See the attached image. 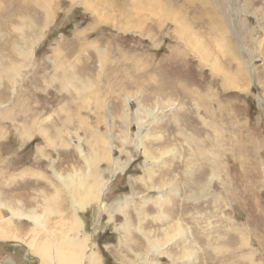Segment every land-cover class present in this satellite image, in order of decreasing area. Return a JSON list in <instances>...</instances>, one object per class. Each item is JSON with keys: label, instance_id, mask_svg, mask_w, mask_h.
<instances>
[{"label": "rangeland", "instance_id": "obj_1", "mask_svg": "<svg viewBox=\"0 0 264 264\" xmlns=\"http://www.w3.org/2000/svg\"><path fill=\"white\" fill-rule=\"evenodd\" d=\"M23 1L0 0V230L29 238L5 207L42 214L81 144L98 198L59 209L97 264H264V0ZM20 239L0 264H39Z\"/></svg>", "mask_w": 264, "mask_h": 264}, {"label": "bare ground", "instance_id": "obj_2", "mask_svg": "<svg viewBox=\"0 0 264 264\" xmlns=\"http://www.w3.org/2000/svg\"><path fill=\"white\" fill-rule=\"evenodd\" d=\"M30 28H32V27H30ZM16 47H14V48H16ZM18 49H21V48H18ZM127 116H128L127 114H124L125 118H127ZM125 120H127V119H125ZM75 148H76V153L78 154V157L80 159H82V163L83 162L86 163V170L83 172L82 171L78 172V173L73 174V175L64 176L61 173H58L59 171H56V169L52 168V170H53L52 172L56 176L59 183H61L63 188H60L59 186H56V185L54 186L51 182L48 183V185L53 187V191L55 192V194L52 195L51 197H46L45 193L42 194L43 199H39V201L41 202V206H42V204H44V206H43L44 210H43L42 214H35L33 210H31L28 214L21 213L18 211L16 212L14 210L15 207L13 208V205H10V204H8V207L7 206L5 207V209H7V211L11 214V216L18 217V218L25 217L26 219L30 220L33 223V226H32V231L29 233V238H27V239H20L16 235H13L11 237V235H9L5 230H0V241L6 240V239H20V240H22L23 244L18 242V241H14V243H16L18 245L19 244L22 245L24 248H26L27 253H32L33 255H35L36 259L39 261V264H84L85 262H86V264H97L99 261L96 251H94L93 248L88 247V238L86 236H83V234H82L84 227H83V221L80 220L81 217L79 218L76 213H75L76 215L73 213L66 214V211H60L61 208L59 209V203L61 202V196H62L61 195V189H65L63 192L64 193L63 196H65V198L67 196L72 210L75 211V210H83V208H85L84 207L85 205H88L90 202H92L95 199L97 200L98 194L96 192L101 188V184H102L101 177L99 174L94 173L97 170V165L95 164V167L91 166L90 161L87 158H85V156H84V151H83L81 144H77ZM145 154H146V151H145ZM95 155L97 156V154H95ZM96 156L94 157L95 162L98 159V158L96 159ZM180 162H182V161L180 160ZM36 175L38 176V173ZM21 176L23 177L24 175H22V173H21ZM90 176L92 177L93 180L90 182H87L88 181L87 178H89ZM148 176H149V174H148ZM177 177H179V176H177ZM214 177H215L214 175L209 176L207 183H204V184H200L198 180H194L192 183L196 185V188L194 187L195 191H197L199 189H202V192L205 191L206 190L205 186L209 187V184L212 183ZM197 178H198V176L195 177V179H197ZM192 183H191V185H192ZM156 184H158V183H156ZM143 185L146 186L145 183H143ZM172 187H175V186H172ZM175 189H176V187H175ZM175 189H173V190H175ZM157 190H158V192L161 191L158 188H157ZM162 196L163 195L160 194L157 197V200L162 201V199H163ZM12 199H15V198H12ZM12 201L15 203L14 200H12ZM12 201H9L8 203H10ZM4 204H5V202H4ZM4 204L0 203V206H2ZM144 204H145V202L142 203V205H144ZM75 205H77V206L75 207ZM36 206H37V204H36ZM156 206L158 207L157 213H161L164 216L163 212H161L159 210L161 205L160 206L156 205ZM181 208H180V210H181ZM31 209H33V208H31ZM137 214H140V212L138 211ZM53 215H55V217H57V219L54 222V225L52 224V226L49 227L48 226V225H50L49 219ZM165 216H167V222H172V223L174 222L175 216H171V218L173 217L172 221H170V219H171L170 215H165ZM162 218H164V217H162ZM154 220H155V218H154ZM176 220H177L176 226H174L175 228L173 230H177V233H175V236H172L171 238H174L177 235L181 239V237H183V228L181 227L179 219H176ZM122 229L126 232L125 234H127L129 232L128 231L129 226H127V225L123 226ZM163 232L167 236V233L165 231H163ZM242 236L243 235H241V239H242ZM243 240L245 241L244 237H243ZM146 241H149V240H146ZM149 243H150V241H149ZM157 246H159V245H155V247H157ZM157 250H160V249L157 248ZM248 256L251 259V255H248ZM211 260H212V258H211ZM251 262H252V260H251Z\"/></svg>", "mask_w": 264, "mask_h": 264}]
</instances>
